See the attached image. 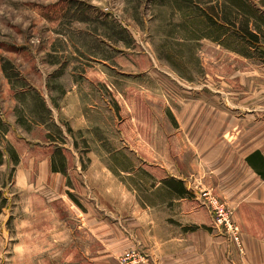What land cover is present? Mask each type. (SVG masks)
Returning a JSON list of instances; mask_svg holds the SVG:
<instances>
[{
	"label": "rangeland",
	"instance_id": "1",
	"mask_svg": "<svg viewBox=\"0 0 264 264\" xmlns=\"http://www.w3.org/2000/svg\"><path fill=\"white\" fill-rule=\"evenodd\" d=\"M239 13L229 0H0V264L143 263L133 219L165 196L153 188L167 155L182 166L197 129L205 154L244 141L264 96V37L234 36ZM204 190L226 203L205 188L203 204Z\"/></svg>",
	"mask_w": 264,
	"mask_h": 264
},
{
	"label": "crops",
	"instance_id": "2",
	"mask_svg": "<svg viewBox=\"0 0 264 264\" xmlns=\"http://www.w3.org/2000/svg\"><path fill=\"white\" fill-rule=\"evenodd\" d=\"M247 111L251 129H246L244 141L235 133L230 141L217 142L218 151L205 154L210 148L205 142L213 140L197 129L189 136L197 144L182 166L176 168L167 155L153 188H163L165 196L148 205L140 200L144 209L140 219H133V228L141 232L133 245L145 257L137 264H264V96ZM170 180L181 181L187 194H176ZM205 188L233 208L240 248L215 229L211 213L197 197ZM106 228L102 227L105 234Z\"/></svg>",
	"mask_w": 264,
	"mask_h": 264
},
{
	"label": "trees",
	"instance_id": "3",
	"mask_svg": "<svg viewBox=\"0 0 264 264\" xmlns=\"http://www.w3.org/2000/svg\"><path fill=\"white\" fill-rule=\"evenodd\" d=\"M233 6L240 12L239 16L235 18V33L234 36H238L244 44L250 47H259L260 39L264 37V11L257 9L248 0H229ZM2 154L0 153V164ZM52 172L58 171L52 164ZM173 185V190L179 196H185L187 194L185 189H182L181 181L170 180Z\"/></svg>",
	"mask_w": 264,
	"mask_h": 264
},
{
	"label": "built area",
	"instance_id": "4",
	"mask_svg": "<svg viewBox=\"0 0 264 264\" xmlns=\"http://www.w3.org/2000/svg\"><path fill=\"white\" fill-rule=\"evenodd\" d=\"M200 198L212 215L215 229L225 234L235 246L240 248V231L233 223L232 209L226 203L220 201L212 191H202ZM125 261H129V259L125 258Z\"/></svg>",
	"mask_w": 264,
	"mask_h": 264
}]
</instances>
